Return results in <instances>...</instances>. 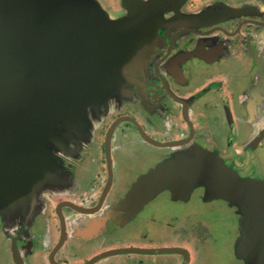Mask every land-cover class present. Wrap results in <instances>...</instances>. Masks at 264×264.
Segmentation results:
<instances>
[{"label": "water", "instance_id": "water-1", "mask_svg": "<svg viewBox=\"0 0 264 264\" xmlns=\"http://www.w3.org/2000/svg\"><path fill=\"white\" fill-rule=\"evenodd\" d=\"M187 1L0 0L4 226L26 222L50 194L65 193L73 179L66 161L79 159L94 144L110 114L145 96L150 57L164 33L194 34L209 25L214 11L234 7L209 2L191 11L184 9ZM263 136L264 128L252 148ZM241 167L249 174L215 149L196 142L177 145L136 177L114 209L129 217L146 206L164 207L160 214L171 228L202 233L201 264L219 236L191 204L216 206L235 218L230 232L226 227L230 239L222 263L264 264V158H246ZM166 191L173 202H151Z\"/></svg>", "mask_w": 264, "mask_h": 264}, {"label": "flooded vegetation", "instance_id": "flooded-vegetation-1", "mask_svg": "<svg viewBox=\"0 0 264 264\" xmlns=\"http://www.w3.org/2000/svg\"><path fill=\"white\" fill-rule=\"evenodd\" d=\"M209 2L234 7L214 11L194 34H163L143 101L110 114L94 144L66 161L65 193L50 194L24 223L0 221V264H198L201 232L171 228L164 207L129 217L114 207L177 145L215 149L243 175L246 158L263 152L264 136L250 142L264 128V0H188L184 9ZM168 195L151 202H173Z\"/></svg>", "mask_w": 264, "mask_h": 264}, {"label": "rangeland", "instance_id": "rangeland-1", "mask_svg": "<svg viewBox=\"0 0 264 264\" xmlns=\"http://www.w3.org/2000/svg\"><path fill=\"white\" fill-rule=\"evenodd\" d=\"M112 1L115 0H108V2L114 4ZM113 8L116 9L114 6ZM258 158H264V152H262ZM191 207L197 209L196 213L200 215L201 218L204 216V220L208 221L209 224L215 225V233L219 236V241L216 245L208 249L205 255L201 256V264H221L224 261V258L228 257V242L230 237L229 233H227L226 227L229 226L228 232H230V229L234 226V216L226 210V212L217 210L216 206L200 205L197 200L192 202ZM178 208H181V206Z\"/></svg>", "mask_w": 264, "mask_h": 264}]
</instances>
